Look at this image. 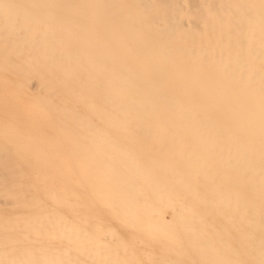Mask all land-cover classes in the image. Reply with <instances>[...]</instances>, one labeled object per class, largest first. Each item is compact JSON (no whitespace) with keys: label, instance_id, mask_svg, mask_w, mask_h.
<instances>
[{"label":"bare ground","instance_id":"1","mask_svg":"<svg viewBox=\"0 0 264 264\" xmlns=\"http://www.w3.org/2000/svg\"><path fill=\"white\" fill-rule=\"evenodd\" d=\"M20 1L51 7L0 9V28L20 41L4 44L0 67L37 83L19 133L31 137L15 147L49 179L43 193L65 206L75 196L65 181L79 183L85 158L96 164L88 177L109 170L119 208L120 195L151 215L205 201L238 229L251 264H264V0ZM187 226L204 259L233 264L226 229L202 252L204 233Z\"/></svg>","mask_w":264,"mask_h":264},{"label":"rangeland","instance_id":"2","mask_svg":"<svg viewBox=\"0 0 264 264\" xmlns=\"http://www.w3.org/2000/svg\"><path fill=\"white\" fill-rule=\"evenodd\" d=\"M0 3L3 5L0 9L4 3L18 9L51 8L42 6L40 1L0 0ZM31 33L36 34L37 30L33 28ZM12 34L10 29L0 28V61L2 51L8 48L5 43L20 42ZM22 81L19 75L0 67V170L19 173L16 176L0 174V264H213L191 244L192 232L187 224L204 233L201 238L206 242L202 252L210 248L208 240L214 230L226 229V242L234 251L226 255L235 259L233 264H251L247 247L236 237L238 229L225 215L205 211V201L192 202L191 207L183 210L177 205L173 209L163 207L151 215L139 210L133 212L129 202L120 195L125 207L119 208L117 187L107 180L109 170L106 169L104 176L92 179L86 174L90 163L85 158L75 166L80 172L79 183L69 186L65 181L75 196L68 197L65 206L53 203L43 193L50 185L47 176L34 174L30 170L34 167L33 161L27 156L18 157L15 147L20 145L19 139L31 137V133H19L26 128L22 118L30 115L26 107L38 93L34 79L24 85ZM19 105L25 110L20 111ZM97 124L101 125L100 121ZM108 134L119 140L124 136L120 129L110 130ZM102 161L112 165L115 162L108 151L104 152ZM82 167L86 168L83 173L78 171ZM71 175L74 182L76 176ZM103 184L107 185L103 187L104 192L95 191ZM198 190H203L201 185ZM208 198L202 194L201 199ZM180 201L189 206L186 198ZM68 246L70 249H65ZM40 252L46 257L40 258Z\"/></svg>","mask_w":264,"mask_h":264}]
</instances>
